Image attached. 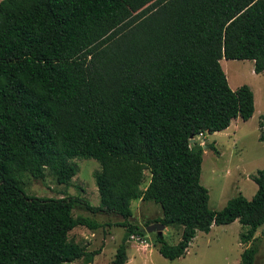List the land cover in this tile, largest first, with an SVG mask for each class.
<instances>
[{
	"label": "trees",
	"instance_id": "1",
	"mask_svg": "<svg viewBox=\"0 0 264 264\" xmlns=\"http://www.w3.org/2000/svg\"><path fill=\"white\" fill-rule=\"evenodd\" d=\"M223 58L264 72V0H0V264H90L99 253L68 236L102 226L72 215L77 197L21 188L25 174L42 179L46 169L69 185L74 158L100 165L99 205L84 201L87 210L122 218L111 264H125L129 237L145 234L129 221L136 199L161 209L145 227H181L175 245L154 234L164 258L184 256L198 231L237 220L247 244L239 264H253L264 168L251 199L239 193L211 210L204 146L191 143L253 115L251 88L229 86ZM259 129L264 141L262 117Z\"/></svg>",
	"mask_w": 264,
	"mask_h": 264
},
{
	"label": "rangeland",
	"instance_id": "2",
	"mask_svg": "<svg viewBox=\"0 0 264 264\" xmlns=\"http://www.w3.org/2000/svg\"><path fill=\"white\" fill-rule=\"evenodd\" d=\"M221 67L229 86L235 89L247 84L255 97L257 112L264 118V72L254 74L252 60L221 59ZM243 121L237 118L227 130L212 134L201 133L192 138L191 143L203 145L200 183L207 188L208 206L211 210H220L226 201L242 194L251 199L257 189L252 176L264 168V141L259 139V121L261 117ZM214 145L216 152L208 147ZM77 169L69 185L56 182L48 169L42 179L25 174L21 188L23 192L37 198L77 197L72 215L91 217L102 224L96 230L77 226L69 231V238L86 247L88 251L99 250L90 264H111L115 249L121 242L124 227L122 218L113 213H92L85 207L84 201L91 206L99 205V196L94 172L100 169L98 161L92 158H74L71 160ZM149 179L148 171L141 184L144 189ZM132 216L130 223L144 229L141 240L136 235L127 241V264H239L242 250L247 244L241 242L240 235L244 227L235 221L225 225H213L208 233L198 231L188 245L184 256L169 260L159 254L152 246L155 232L147 233L145 223L160 217L158 204L136 199L131 201ZM152 224V223H151ZM257 233V234H256ZM257 253L253 264H264V223L256 231ZM165 240L175 245L180 240L181 227L167 226L163 231ZM151 244V245H150ZM82 259L72 264H81Z\"/></svg>",
	"mask_w": 264,
	"mask_h": 264
},
{
	"label": "water",
	"instance_id": "3",
	"mask_svg": "<svg viewBox=\"0 0 264 264\" xmlns=\"http://www.w3.org/2000/svg\"><path fill=\"white\" fill-rule=\"evenodd\" d=\"M164 228H165L164 224L160 222H155L146 226L145 231L147 233L155 232L157 235H161Z\"/></svg>",
	"mask_w": 264,
	"mask_h": 264
},
{
	"label": "crops",
	"instance_id": "4",
	"mask_svg": "<svg viewBox=\"0 0 264 264\" xmlns=\"http://www.w3.org/2000/svg\"><path fill=\"white\" fill-rule=\"evenodd\" d=\"M253 71H254V70H253ZM262 73H263V72H262ZM254 74H256V73L254 72ZM258 74H259V73H258ZM256 114H259V116H258L259 118L262 117L261 112H259V113L257 112L256 100H255V97H254V112H253V115L251 116V118H249L248 120L254 118V116H255ZM236 119H237V118H236ZM236 119H234L233 121H231L230 125H229L226 129H224V130L229 129V128L232 126V123H233ZM248 120H247V121H248ZM235 221H237V220H235ZM235 221H233V222H235ZM233 222H232V223H233ZM165 228H166V227H165ZM165 228H164V229H165ZM211 228H212V227H211ZM164 229H163V231H164ZM210 230H211V229H210ZM163 231H162V233H163ZM256 234H257V233H256ZM256 234H255V236H257ZM151 243H152V242H151ZM150 245H151V244H150ZM243 245H244V244H243ZM152 246H153V244H152ZM246 246H247V245H246ZM246 246H245V247H246ZM153 247H154V246H153ZM187 249H188V248H187ZM127 261H128V260H127ZM125 264H127V262H126Z\"/></svg>",
	"mask_w": 264,
	"mask_h": 264
},
{
	"label": "built area",
	"instance_id": "5",
	"mask_svg": "<svg viewBox=\"0 0 264 264\" xmlns=\"http://www.w3.org/2000/svg\"><path fill=\"white\" fill-rule=\"evenodd\" d=\"M134 235H136V234H132L130 237H133ZM136 237H137V239H139V240L142 239V238H141L140 236H138V235H136Z\"/></svg>",
	"mask_w": 264,
	"mask_h": 264
}]
</instances>
